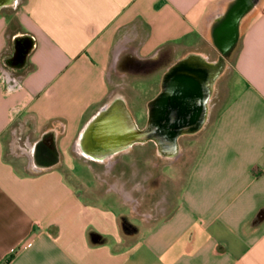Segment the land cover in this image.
Instances as JSON below:
<instances>
[{"label":"crops","instance_id":"obj_1","mask_svg":"<svg viewBox=\"0 0 264 264\" xmlns=\"http://www.w3.org/2000/svg\"><path fill=\"white\" fill-rule=\"evenodd\" d=\"M223 45L214 115L174 203L147 143L78 152L113 95L132 112L150 93L144 108L174 61ZM0 264H264V0H3Z\"/></svg>","mask_w":264,"mask_h":264},{"label":"water","instance_id":"obj_2","mask_svg":"<svg viewBox=\"0 0 264 264\" xmlns=\"http://www.w3.org/2000/svg\"><path fill=\"white\" fill-rule=\"evenodd\" d=\"M230 48L220 46L221 53L214 60L188 52L174 61L163 73L159 91L146 102L143 127L137 125L124 99L113 95L83 126L75 142L78 152L108 160L135 144L151 141L160 159H177L179 139L198 134L208 121L216 84L227 69L224 54Z\"/></svg>","mask_w":264,"mask_h":264},{"label":"rangeland","instance_id":"obj_3","mask_svg":"<svg viewBox=\"0 0 264 264\" xmlns=\"http://www.w3.org/2000/svg\"><path fill=\"white\" fill-rule=\"evenodd\" d=\"M231 56H228L229 61L231 60ZM219 81V80H218ZM225 81L220 82V86L223 85ZM216 84V89L217 90ZM215 92L212 97V101L215 98ZM150 95H135L134 98H132L130 102V106L132 107V114L134 115V118L136 120V123L139 127H143L146 122V109L145 106L143 108V98L148 97ZM153 97V96H152ZM211 101V103H212ZM211 105V104H210ZM214 110L210 111L209 117L213 118ZM210 118H208V121L204 128L196 135L193 136H184L179 139L180 143V155L177 159L173 161L168 160H162L155 154V145L153 142L149 141L145 146L138 148L142 152V157L147 158L146 161L151 162L153 172H154V181H158L163 184V187L165 190H170V204L174 203L176 199V190L181 184L183 183L186 173L191 166L194 158L198 154L203 141L207 135L208 129H209V122ZM141 160V159H140ZM73 165L76 167L79 166V162L74 160ZM66 176L72 177L69 174H66ZM72 179V178H71ZM137 227L140 229V231L145 229L146 224L142 223L140 221L136 222Z\"/></svg>","mask_w":264,"mask_h":264},{"label":"trees","instance_id":"obj_4","mask_svg":"<svg viewBox=\"0 0 264 264\" xmlns=\"http://www.w3.org/2000/svg\"><path fill=\"white\" fill-rule=\"evenodd\" d=\"M122 229L125 231V230H133L134 228L131 227L130 224L125 219H123L122 220Z\"/></svg>","mask_w":264,"mask_h":264},{"label":"flooded vegetation","instance_id":"obj_5","mask_svg":"<svg viewBox=\"0 0 264 264\" xmlns=\"http://www.w3.org/2000/svg\"><path fill=\"white\" fill-rule=\"evenodd\" d=\"M225 56V55H224Z\"/></svg>","mask_w":264,"mask_h":264}]
</instances>
